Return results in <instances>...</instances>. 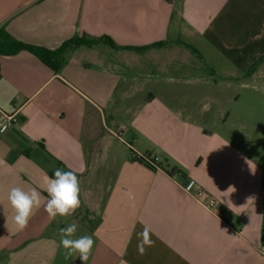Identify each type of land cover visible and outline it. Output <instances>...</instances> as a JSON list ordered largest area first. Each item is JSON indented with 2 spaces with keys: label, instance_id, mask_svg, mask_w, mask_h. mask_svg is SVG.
I'll return each instance as SVG.
<instances>
[{
  "label": "crops",
  "instance_id": "1",
  "mask_svg": "<svg viewBox=\"0 0 264 264\" xmlns=\"http://www.w3.org/2000/svg\"><path fill=\"white\" fill-rule=\"evenodd\" d=\"M80 40L51 63L0 53V111L20 119L0 136V264H81L73 222L85 264H264V0H0L2 49ZM57 168L81 206L50 221ZM12 187L41 193L23 231Z\"/></svg>",
  "mask_w": 264,
  "mask_h": 264
},
{
  "label": "clouds",
  "instance_id": "2",
  "mask_svg": "<svg viewBox=\"0 0 264 264\" xmlns=\"http://www.w3.org/2000/svg\"><path fill=\"white\" fill-rule=\"evenodd\" d=\"M45 190L48 195L45 211L50 221H55L57 217L71 216L81 206L80 181L73 171L55 169L53 177H46ZM127 195L130 200L135 199L133 193L129 192ZM7 198L15 212L13 219L17 230H25L35 210L41 206V193L36 188L25 191L21 187H12ZM77 230L78 225L75 222L60 227V243L66 250L65 259L74 257L78 253V259L81 264H85L92 254L94 240L90 235H81L78 238H73ZM149 232L150 230L145 226L143 231L138 233V236L142 237L138 244V250L141 253L144 252L145 245L150 246L153 243Z\"/></svg>",
  "mask_w": 264,
  "mask_h": 264
},
{
  "label": "built area",
  "instance_id": "3",
  "mask_svg": "<svg viewBox=\"0 0 264 264\" xmlns=\"http://www.w3.org/2000/svg\"><path fill=\"white\" fill-rule=\"evenodd\" d=\"M19 114L15 113H6L0 111V136L5 134L10 128L16 126L19 123ZM142 162L150 165L156 169H162L163 166L159 164V157L157 155H142ZM184 191L188 194L194 195L198 200L205 198V190L198 185L195 180H189L184 186ZM204 205L208 208H212L216 205L215 199L209 197L206 199Z\"/></svg>",
  "mask_w": 264,
  "mask_h": 264
},
{
  "label": "trees",
  "instance_id": "4",
  "mask_svg": "<svg viewBox=\"0 0 264 264\" xmlns=\"http://www.w3.org/2000/svg\"><path fill=\"white\" fill-rule=\"evenodd\" d=\"M105 40L110 43L112 46H114L113 42L111 41L110 38L106 37ZM92 44L93 42H86V41H74V42H68L65 43L62 48H60L58 51L52 52L48 51L43 48H38V47H33L30 45H26L20 42H13V44L8 48V49H2L0 47V53L7 54V55H17L20 52H29L36 57H38L40 60L46 63H51V61L57 59L65 50L68 46L72 44ZM142 161V159H140ZM173 172V171H171Z\"/></svg>",
  "mask_w": 264,
  "mask_h": 264
}]
</instances>
